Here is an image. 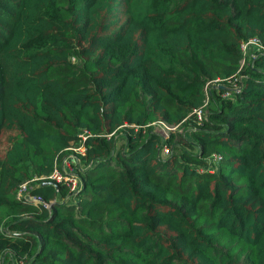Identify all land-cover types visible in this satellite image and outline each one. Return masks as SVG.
<instances>
[{"label": "trees", "instance_id": "trees-1", "mask_svg": "<svg viewBox=\"0 0 264 264\" xmlns=\"http://www.w3.org/2000/svg\"><path fill=\"white\" fill-rule=\"evenodd\" d=\"M252 36L264 0H0V264H264ZM82 131V188L17 197Z\"/></svg>", "mask_w": 264, "mask_h": 264}, {"label": "built area", "instance_id": "built-area-1", "mask_svg": "<svg viewBox=\"0 0 264 264\" xmlns=\"http://www.w3.org/2000/svg\"><path fill=\"white\" fill-rule=\"evenodd\" d=\"M241 47L245 54H252L251 52L254 49L264 46L259 37L252 36L249 39L243 40ZM196 113L201 121L205 114L204 107L201 106L197 108ZM160 123H165L172 128L176 127V125H171L164 120H159L158 124ZM79 134L80 138L78 139V142L68 146L65 153L55 158L54 169L49 174L35 176L23 182L20 185L16 196L21 197L22 195H29V188L31 187L30 181L36 182V184L43 180H46L49 183L62 182L69 187L70 191H79L82 188V180L78 172V168H83V165L81 166V155H86L87 150V146L85 144L87 134L85 131H82Z\"/></svg>", "mask_w": 264, "mask_h": 264}, {"label": "rangeland", "instance_id": "rangeland-1", "mask_svg": "<svg viewBox=\"0 0 264 264\" xmlns=\"http://www.w3.org/2000/svg\"><path fill=\"white\" fill-rule=\"evenodd\" d=\"M250 55V54H248ZM157 125V129L164 135V136H170L172 131H182V128H179L181 124H177L176 127L172 128L170 126H168L165 123H160V124H156ZM8 143V139L7 137H4V141L3 144H7ZM11 143V138L9 136V144Z\"/></svg>", "mask_w": 264, "mask_h": 264}, {"label": "water", "instance_id": "water-1", "mask_svg": "<svg viewBox=\"0 0 264 264\" xmlns=\"http://www.w3.org/2000/svg\"><path fill=\"white\" fill-rule=\"evenodd\" d=\"M228 88H230V89H231V87H228ZM232 89H237V88H232Z\"/></svg>", "mask_w": 264, "mask_h": 264}]
</instances>
